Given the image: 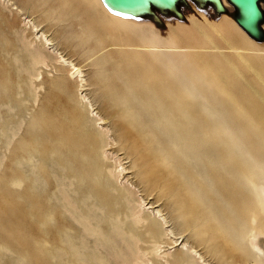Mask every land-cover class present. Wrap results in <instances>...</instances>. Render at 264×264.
<instances>
[{
	"label": "bare ground",
	"instance_id": "6f19581e",
	"mask_svg": "<svg viewBox=\"0 0 264 264\" xmlns=\"http://www.w3.org/2000/svg\"><path fill=\"white\" fill-rule=\"evenodd\" d=\"M14 1L38 20L36 26L44 23L43 14L50 23L59 21L63 29L73 31L71 38L77 40L79 56H85L93 67L87 85H92L100 103L102 100L118 149L129 159L137 185L159 203L153 216L140 217L144 237L138 234L135 240V230L126 226L125 236L122 225L126 217L138 225L137 213L126 215L130 203H124L118 228L108 219L101 226L93 220L97 211L116 212L117 202L112 194L93 192L104 155H100L99 142L87 141L82 134L89 116L77 113L70 118L61 104V161L75 164L73 169L61 166V264H101L102 255L85 259L84 254L83 258V248L76 247L72 238L82 242V238L93 237L88 241L95 249L100 228L104 232L115 229L119 241L130 238L128 247L132 245L135 255L130 264H138L142 258L140 246L135 249L139 241L148 246L146 264H264V42L249 38L228 14L213 17L209 10L208 16L191 2L192 9L185 12L183 21L173 17L163 21V27L170 23L189 28L166 37L168 43L159 46L128 40L142 38L138 30L143 27L155 31L163 27L113 14L100 0H74L73 17L68 16L70 11L61 17L60 0ZM113 30L121 31L120 38L127 42L107 49L111 44L103 39L110 38ZM97 33L103 39L92 38ZM35 36L42 46L51 40L46 30ZM181 38L187 45L173 43ZM58 54L61 67L67 63L60 78L70 97L71 91L82 87L81 66ZM31 58L33 64L45 62L42 50ZM3 80L6 77L1 71L0 84ZM21 140L18 148L26 155L15 158L14 168L32 161L28 145L38 136ZM102 172L110 178L105 168ZM8 177L13 186L22 182L17 175ZM123 193L128 200L129 191ZM1 222L15 242L22 224ZM168 222L182 237L172 254L161 252L159 245L173 232L163 230ZM21 251L25 256L26 251Z\"/></svg>",
	"mask_w": 264,
	"mask_h": 264
},
{
	"label": "rangeland",
	"instance_id": "374dc122",
	"mask_svg": "<svg viewBox=\"0 0 264 264\" xmlns=\"http://www.w3.org/2000/svg\"><path fill=\"white\" fill-rule=\"evenodd\" d=\"M13 1L0 0V72L3 71L6 77V80L0 84V264H61V166L69 165L72 169L75 167L71 160L61 161V143L59 142L61 128L58 124L61 122V112L65 108L70 118L77 113L86 114L85 117L89 116L88 124L86 123L84 130H81L82 134L87 141L94 139L95 142H99L100 155H104L103 162L98 163V181L93 192L104 196H109L107 193L112 194L117 202L114 207L116 212L105 214L106 209H103L101 213L97 211L93 220L101 226L106 223L104 220L108 219L110 224L118 228L117 221L122 217L124 203H130V210L125 211L126 215L132 216L137 213L139 221L137 225L131 222L132 217H126L122 224L125 229L124 235L128 236L126 234L128 229L135 230L134 240L138 238V234L144 237L145 225L143 227L144 221L140 217L153 216V210L159 207V203L137 185L129 159L118 149L109 120L104 117L105 108L102 100L100 103V99L92 93L94 91L92 85H87L90 71H93V67L88 65L90 61L88 59L85 61V56H79L77 40L71 38L73 31L63 29V23L60 24L59 21L54 20L50 23V19L40 14L44 23L36 26L38 20L34 21L33 16L22 11ZM60 2L61 17L69 11L68 16L73 17L76 9L74 0H60ZM42 13L45 14V12ZM182 27L170 23L159 31L143 27L138 30L143 37L140 39L134 37L128 42L166 45L168 43L166 37L189 28L187 24ZM42 30H46L48 38L51 39L45 46L40 45L39 39L35 36ZM111 34L113 35L108 39H103L100 33L92 38H102L103 43L111 44L106 47L107 49L119 48L121 43L127 42L120 38L121 31L119 34L118 30H113ZM173 43L187 45L185 38L175 40ZM36 49L42 50L45 55L43 64L32 62L31 54L36 53L38 51ZM57 53L62 54L66 61H72L81 66L82 87L79 86L77 92L71 91L70 97L67 94L68 89L60 78L64 75L67 63H63L61 67ZM36 124L41 125L36 128ZM31 129L39 130L31 132ZM34 135L38 136V140L31 141V145H28V149L33 153L32 161L23 162L16 168L12 167L11 163L17 156L26 155L25 151L18 148V143L22 142L21 139L31 140ZM30 167H32L31 170H29ZM66 168L68 167H65V170ZM99 168L100 170L105 168L110 178H107ZM10 174L19 176L22 179L21 184L13 186L10 182L11 177H8ZM75 186L76 184L73 183L72 187L75 188ZM122 189L129 191L128 194L131 196L128 200ZM107 204H111V200L107 201ZM161 212L165 214L164 211ZM117 213V220H114V215ZM1 220H12V222L14 220L22 224L15 242L2 228ZM170 225L169 222L165 224L163 230L173 232L171 234L169 232L168 236L161 239L163 243H159L160 251H166L168 254H172L182 240L176 228ZM99 230L101 236L94 246L95 249L88 241L94 239L93 237L82 238V242L73 235L69 238L74 239L76 247L83 248L81 252L84 250L83 258L87 255L85 259L91 256L97 258L99 254L103 259L101 264H130L135 257L132 253L134 249L132 245L128 247L130 238L119 241L115 229H108L105 232L102 228ZM142 243L139 241L135 247L136 250L139 246L141 247L138 251H141L142 258L138 264H146L145 261L149 258L145 250L148 246ZM99 247L108 252V255L100 253ZM22 249L26 251L25 256H22L24 253L21 254ZM96 264L100 263L96 262Z\"/></svg>",
	"mask_w": 264,
	"mask_h": 264
},
{
	"label": "water",
	"instance_id": "95a60500",
	"mask_svg": "<svg viewBox=\"0 0 264 264\" xmlns=\"http://www.w3.org/2000/svg\"><path fill=\"white\" fill-rule=\"evenodd\" d=\"M100 0L111 13L137 20H150L155 27L162 28L163 21L169 17L183 21L184 14L190 11L191 4L208 16L228 14L249 38L264 42V0Z\"/></svg>",
	"mask_w": 264,
	"mask_h": 264
}]
</instances>
